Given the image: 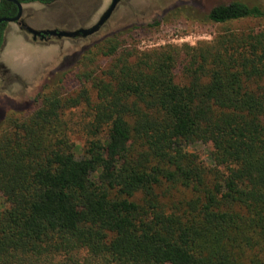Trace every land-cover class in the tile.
<instances>
[{
  "label": "trees",
  "instance_id": "trees-1",
  "mask_svg": "<svg viewBox=\"0 0 264 264\" xmlns=\"http://www.w3.org/2000/svg\"><path fill=\"white\" fill-rule=\"evenodd\" d=\"M14 12L0 2V16ZM175 14L226 23L264 9L233 0ZM121 46L113 35L76 64ZM121 51L98 74L58 73L0 126V264H264V25ZM79 106L81 152L64 118ZM197 142L211 166L187 151Z\"/></svg>",
  "mask_w": 264,
  "mask_h": 264
},
{
  "label": "rangeland",
  "instance_id": "rangeland-1",
  "mask_svg": "<svg viewBox=\"0 0 264 264\" xmlns=\"http://www.w3.org/2000/svg\"><path fill=\"white\" fill-rule=\"evenodd\" d=\"M228 1L230 0H207L210 2L207 3L208 7L200 11L208 10L209 6H213L216 2ZM236 1L260 5L264 9V0ZM177 2L179 1L120 0L115 4L112 0H56L46 6L31 5L24 8L31 14L28 20L30 25L49 23L48 28L37 29L73 32L79 29H90L100 21L101 15L113 6L108 23L106 22L107 28L84 40L56 38L33 41L16 24L8 25L4 43L0 49V126L11 114L22 115L30 110L46 86L55 84L59 77L58 73L67 69L71 70L75 65V72H73L75 74L88 70H95L98 74L114 62L119 54L125 53L121 50L136 49L140 52L167 45L176 47L207 45L217 34L226 30L245 31L264 25V17H250L226 23H203L179 14L163 15L164 11ZM156 21L159 22L158 25H153ZM112 30L118 31L114 35L117 34L122 42L119 53L111 57L93 56V62H88L87 67H83L81 63L76 64L79 59L82 60L89 49L106 39L98 42L97 38L103 37V34ZM84 46L89 47L85 49ZM72 53H78V56L73 59ZM87 57L90 58V54ZM72 77L74 79L71 78V81L65 84V88L68 87L67 92H73L79 86L78 80L75 79L76 75L73 74ZM86 87L90 89V82L86 83ZM64 118L75 150L81 152L85 144V125L89 120V113L86 107L79 106L67 110ZM187 151L198 155L206 166H211L210 144L197 142L188 146ZM7 206L4 196L0 193V212ZM55 258L58 259L59 256Z\"/></svg>",
  "mask_w": 264,
  "mask_h": 264
},
{
  "label": "flooded vegetation",
  "instance_id": "flooded-vegetation-1",
  "mask_svg": "<svg viewBox=\"0 0 264 264\" xmlns=\"http://www.w3.org/2000/svg\"><path fill=\"white\" fill-rule=\"evenodd\" d=\"M1 1H6V2H9V3H11V4H13L14 5V7H15V12H14V14L13 15H11V16H0V18H3V17H9V18H11V17H14V16H16V14H17V11H18V8H17V4L13 1V0H0V2ZM20 5H21V16L19 17V19H17L16 21H12V22H7V21H1L0 22V26L2 25V36H1V44H0V49H1V47L3 46V43H4V35H5V32H6V29H7V27H8V25L10 24V23H14V24H16L23 32H25V33H27L29 36H30V38H31V40H33V41H36V40H39V41H46V40H50V39H56L57 37H55V35H51V34H49V33H43V32H41V31H45V30H56L55 31V34H57L58 33V31H60V30H58V29H43V30H40V29H37V28H48L47 26L49 25V23L48 22H46V23H43V24H41V25H30V23L28 22V20L30 19V16H31V14L28 12V11H25L24 10V8H26L27 6H24V5H28V7L29 6H34V5H44V6H46V5H50V4H52V3H54L56 0H16ZM118 1H120V0H112V2H114L115 4L116 3H118ZM179 2H177L176 4H173L171 7H169L166 11H164L163 12V15H166V14H168V12H170L171 10H174V9H176V8H179V7H194L195 9H198V10H201V9H205V8H207L208 6H207V3H210V2H207V0H178ZM231 1H233V0H230V1H228V2H231ZM215 2V1H214ZM228 2H222V3H228ZM216 4H219V3H215L214 5H216ZM213 5V6H214ZM213 6H209V8H211V7H213ZM113 7V6H112ZM111 7V8H112ZM112 13V12H111ZM110 13V14H111ZM110 14H104V15H101V17H100V19L102 18V17H104L105 16V19H104V21H103V23L101 24V25H99L98 27H97V29L95 30V31H93L92 33H90V34H87L86 36H81V34H79L77 37H74V38H69V39H71L72 41L73 40H84V39H88V38H90V37H92V36H94V35H96V34H98L101 30H103L104 28H107L106 27V25H107V21H108V19H109V16H110ZM107 22V23H106ZM33 26V27H32ZM29 28L30 29H32V30H36V31H38V32H40V33H38V34H36L35 36H34V34L31 32V33H29L28 32V30H29ZM36 28V29H35ZM116 32H118L117 30L115 31H113L112 30V32H108V33H106V34H103V37H101V38H97L96 39V41H102L103 39H105V38H107V37H111V36H113ZM35 37V39H33ZM61 38H68V37H61ZM61 38H57V39H61ZM95 41V40H94ZM93 42V41H92ZM92 42H91V44H92ZM94 44V43H93ZM87 47H89V46H87ZM86 47V48H87ZM83 48H85V46L83 47ZM83 48L81 49L82 51H83ZM85 48V49H86ZM80 50V51H81ZM71 56H73V59H75V57H77L78 56V53H72L71 54Z\"/></svg>",
  "mask_w": 264,
  "mask_h": 264
},
{
  "label": "water",
  "instance_id": "water-1",
  "mask_svg": "<svg viewBox=\"0 0 264 264\" xmlns=\"http://www.w3.org/2000/svg\"><path fill=\"white\" fill-rule=\"evenodd\" d=\"M13 1L17 4V8H18V11H17L16 16L11 17V18H9V17H3V18H0V22H1V21H7V22L16 21V20L19 19V17L21 16V5H20L16 0H13ZM111 10H112V8L109 9V11H107L106 13L109 14ZM106 13H105V14H106ZM104 19H105V16L102 17V18L100 19V21H99L96 25H94L93 27H91L90 29H79V30H76V31H73V32H72V31H71V32L58 31L57 34H55V31H56V30H48V31L45 30V31H41V32H43V33H49V34H51V35H55V37H57V38H61V37L74 38V37H77L79 34H81V36L84 37V36H86L87 34H90V33H92L93 31H95V30L97 29V27L103 23ZM28 32H29V33L32 32V33L34 34V36H35L36 34L40 33V32H38V31H36V30H32V29H30V28H29ZM33 39H35V37H34Z\"/></svg>",
  "mask_w": 264,
  "mask_h": 264
},
{
  "label": "crops",
  "instance_id": "crops-1",
  "mask_svg": "<svg viewBox=\"0 0 264 264\" xmlns=\"http://www.w3.org/2000/svg\"><path fill=\"white\" fill-rule=\"evenodd\" d=\"M24 6H28V5H24Z\"/></svg>",
  "mask_w": 264,
  "mask_h": 264
}]
</instances>
